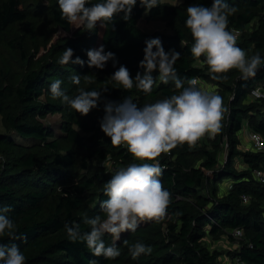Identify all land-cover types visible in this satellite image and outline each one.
Segmentation results:
<instances>
[{
    "label": "trees",
    "instance_id": "trees-1",
    "mask_svg": "<svg viewBox=\"0 0 264 264\" xmlns=\"http://www.w3.org/2000/svg\"><path fill=\"white\" fill-rule=\"evenodd\" d=\"M97 2L100 0H89V3ZM226 2L237 9L229 16L228 24V29L242 31L237 46L248 56L259 54L264 60V0ZM192 4L210 7L212 0H184L178 6L162 2L148 14L137 0L130 20H123V13H120L113 21L115 30L110 25L103 28L97 22L96 28L89 32L61 20L57 0H54V30L40 45L46 61L39 68L15 73L10 79L0 72V116L7 129L33 141L36 146L45 144L53 151L57 150L61 139L49 140L53 132L38 119L50 112H64L65 108L51 96L50 83L61 79V89L70 97L77 95L80 89L101 91L103 97L99 107L93 108L87 116H81L73 109L68 114L70 120L63 126V139L75 151H55L45 159L37 150L19 148L10 134L0 133V151L6 152V158L0 164V207H11L6 215L14 222L17 235L26 237L15 241L4 237L0 242L18 244L26 258L25 264H89L90 260L97 264H219V252L207 247L206 235L233 228L243 230V243L233 251V259L239 258L246 264H264V183L253 176L255 168H264V152L244 151L240 148L239 134L247 120L251 131L264 136V99L246 102L254 87L264 85V66L246 82L239 79L240 73L236 69L223 74L227 76L226 80H212L207 65H196L190 52L193 40L184 21L186 8ZM143 17L150 20L164 18L173 32H145L139 27ZM257 17L258 28L247 32L246 26ZM25 19L19 0H0V40L21 56H24L22 43H16L14 38L6 39V33L11 26ZM154 37L161 39L165 51L175 49L181 54L175 68L184 86H188L189 78L210 80L218 86L229 112L225 113L222 130L216 135L212 148L200 144L199 140L194 147L190 148L187 143L177 145L157 158L163 169L159 179L171 194L166 216L159 222H142L134 232L122 233L120 240L115 241L120 256L106 260L102 256H92L83 243L69 242L64 225L79 223L83 232L89 230L83 222L85 216L100 215L104 219L105 214L100 209V201L107 199L103 195L104 184L119 168L139 161L132 157L126 146L113 147L109 137L104 140L85 137L72 124L87 132L97 129L95 111L104 113L108 92L123 87L112 81L111 75L121 64L129 69L133 78L138 71L143 73L138 62L143 58L145 40ZM101 44L105 51L116 54L115 68L112 61L102 70L89 68L87 63L83 66L57 63L65 48L74 50L73 59L79 56L86 62V50ZM66 66L72 72L64 70ZM76 74L81 78L79 85L71 81ZM152 75L157 78L158 71ZM181 91L175 88L174 81L163 84L157 78L151 93L138 90L134 81L133 88L126 90L125 96H130L138 107H142ZM45 96L47 100L42 101ZM225 139L228 155L220 163L219 153ZM237 156L243 157L246 169L239 170L235 166ZM94 157L112 159L116 169L83 173V170H90L88 159ZM228 180L231 186L221 193V184ZM245 194L250 196L247 203L242 201ZM103 239L106 246L114 243L111 235L106 234ZM136 242L150 246L151 254L132 259L128 247Z\"/></svg>",
    "mask_w": 264,
    "mask_h": 264
},
{
    "label": "clouds",
    "instance_id": "clouds-1",
    "mask_svg": "<svg viewBox=\"0 0 264 264\" xmlns=\"http://www.w3.org/2000/svg\"><path fill=\"white\" fill-rule=\"evenodd\" d=\"M47 6V0H44ZM60 18L75 28L93 31L97 22L105 28L111 26L115 30L114 18L123 13L122 19L130 20L137 0H100L89 3V0H57ZM162 0H139V5L148 14L154 7L160 6ZM175 6V5H173ZM237 9L226 0H212L210 7L192 4L186 8L185 27L190 31L193 43L191 55L195 59L204 58L212 80H226L223 75L232 69L239 71V79L248 81L254 78L264 60L259 54L248 56L244 49L237 46V34L228 30L229 16ZM155 49V50H154ZM143 58L138 67L144 69L133 78L129 69L121 64L111 75V80L122 85L124 90L134 86L145 94L153 90L158 78L163 84L174 81L180 94L158 100L153 104L138 107L130 96L121 102L106 100L103 105L104 115L100 119L101 131L110 138L113 147L126 146L127 151L139 161H156L155 163H132L121 167L104 184L103 195L107 199L100 201V209L105 214L83 218L89 230L81 231L80 224L65 223L67 239L71 243H83L94 257L114 260L120 256L115 241L120 240L124 232H134L142 222L163 220L171 202L168 190L163 187L159 177L163 169L157 160L162 153H168L177 145L187 143L194 147L205 135L214 138L222 130V121L229 109L225 107L223 97L215 92L202 91L197 80L189 78L187 87L175 68L180 53L175 49L165 51L159 37L145 40ZM85 62L74 56L71 47L65 48L57 63L61 66L87 63L89 68L104 69L109 61L116 67L118 60L112 51H105L103 44L97 48L87 49ZM158 71V77L152 73ZM87 78V77H86ZM71 81L75 85L81 83L79 74L73 75ZM61 79L49 85L51 96L59 98L81 116H87L93 108L99 107L102 92L92 89H80L78 94L70 97L61 89ZM105 91L107 89H104ZM256 99L264 98L259 89L252 91ZM10 206L0 207V238L9 240L26 239L17 235L14 222L6 215ZM111 235L114 243L106 246L103 237ZM241 233H237L240 235ZM127 245L128 242L124 241ZM132 259L151 254V247L136 242L128 247ZM25 256L16 243L0 242V264H25ZM89 264H97L90 260Z\"/></svg>",
    "mask_w": 264,
    "mask_h": 264
},
{
    "label": "rangeland",
    "instance_id": "rangeland-1",
    "mask_svg": "<svg viewBox=\"0 0 264 264\" xmlns=\"http://www.w3.org/2000/svg\"><path fill=\"white\" fill-rule=\"evenodd\" d=\"M21 2V8L26 14V19L22 22H18L10 27L6 33V39L14 38L16 43H22L24 56H21L17 52L10 49L6 44L0 40V72L8 79L13 78L14 74H21L31 68H39L45 61L46 56L42 55L43 46L41 43L49 39L51 32L54 30V21L52 17L54 0H47V6L44 0H19ZM163 3L168 5L178 6L184 2V0H162ZM259 26V17L253 20L250 24L246 26L247 32L253 31ZM139 27L145 32H153L159 30L163 33H172L173 29L169 25L168 21L164 18L158 19H146L143 17L139 21ZM198 66H206L202 59H196L195 62ZM64 70L72 72L70 67L66 66ZM208 70V69H207ZM204 91L220 93L218 86L211 82L210 80L204 81V86L202 87ZM125 91L123 87H115L111 92L107 94V100L121 102L125 96ZM53 99V98H52ZM253 98H248L246 102H253ZM42 101H46L47 97H42ZM58 100L59 104H62L65 108L64 112H50L44 118L37 119L43 122L54 135L49 137L51 139H61L59 141V147L57 150L60 153H66L68 151H75L73 148L69 147L64 141V131L63 126L70 120L68 114L71 112V108L64 104L61 99ZM264 103V102H262ZM104 113L95 111V123L97 129L95 131H83L77 126V124H72L83 136L91 137L94 136L97 139H106L107 136L101 131L100 119L103 117ZM247 130V134H246ZM248 126V121L245 120L244 126L240 134V144L244 151H253L254 145L251 141L246 140L245 136L250 133ZM0 133L10 134L17 143L18 147L21 149L37 150L39 155L47 159L51 153H54L52 149L45 147V144H40L38 146L33 144V141L29 139H24L20 137L17 133L12 130H8L4 119L0 116ZM249 137V136H248ZM216 140L214 138H209L205 135L200 139V144L206 147L212 148L213 142ZM36 146V147H35ZM228 155V141L225 139L221 144V150L219 153L220 163L224 162ZM6 152L0 151V164L5 160ZM139 161V160H137ZM88 162L90 164V170H83V173L91 171H110L116 168L113 167V161L110 158L105 160H100L96 157L89 158ZM136 163H153V161H139ZM155 163V162H154ZM234 164L239 170H244L247 165L243 162V157L237 156L234 159ZM48 178V177H47ZM231 181H225L221 184V190L226 192L231 186ZM47 210V209H46ZM243 243V237L240 239H235L230 236L229 232L224 230L218 234L207 233L205 238V244L211 251L219 252V264H234L233 251L237 250Z\"/></svg>",
    "mask_w": 264,
    "mask_h": 264
},
{
    "label": "built area",
    "instance_id": "built-area-1",
    "mask_svg": "<svg viewBox=\"0 0 264 264\" xmlns=\"http://www.w3.org/2000/svg\"><path fill=\"white\" fill-rule=\"evenodd\" d=\"M230 31H233L235 34H237V41L238 39L240 38L241 34H242V31L238 28H230L228 29ZM197 80V87L204 91L203 90V86H204V81L203 79L201 78H194ZM254 89H259L262 93V96H264V85H259V86H256L254 87L252 90H251V93H250V96L255 99V100H261V99H264V98H261V99H256L255 97L252 96V91ZM249 141H251L254 145V150L257 151V152H264V136L259 133V132H256V131H250L249 133ZM253 176L255 177L256 180H258L259 182L261 183H264V168H255L253 170ZM242 201L243 203H247L250 201V196L248 195H243L242 196ZM226 231L229 232V234L235 238V239H240L243 237V230L241 228H233V229H227ZM241 233L240 235H237V233ZM235 263L234 264H246L245 262H242L239 258H235L234 259Z\"/></svg>",
    "mask_w": 264,
    "mask_h": 264
},
{
    "label": "crops",
    "instance_id": "crops-1",
    "mask_svg": "<svg viewBox=\"0 0 264 264\" xmlns=\"http://www.w3.org/2000/svg\"><path fill=\"white\" fill-rule=\"evenodd\" d=\"M246 134H247V130H246ZM246 137V140L248 141L249 137L248 136H245ZM240 147H241V144H240Z\"/></svg>",
    "mask_w": 264,
    "mask_h": 264
}]
</instances>
